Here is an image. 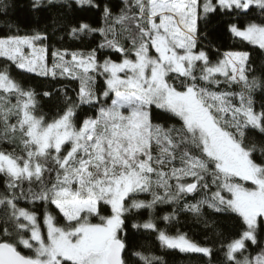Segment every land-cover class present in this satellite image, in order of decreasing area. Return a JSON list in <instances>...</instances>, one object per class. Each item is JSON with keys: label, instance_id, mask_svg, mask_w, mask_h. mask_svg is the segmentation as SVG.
<instances>
[{"label": "snow or ice", "instance_id": "obj_1", "mask_svg": "<svg viewBox=\"0 0 264 264\" xmlns=\"http://www.w3.org/2000/svg\"><path fill=\"white\" fill-rule=\"evenodd\" d=\"M57 2L72 15L53 32L99 40L55 47L46 30L20 34L11 23L0 35V264H130L129 253L163 264L129 249L130 229L205 264H264V73L252 59L264 54V0L32 8ZM92 11L100 25L77 19ZM214 32L241 49L221 51ZM25 78L64 82L42 92L63 107L44 113ZM180 213L218 247L176 228ZM209 214L235 219L237 231H217Z\"/></svg>", "mask_w": 264, "mask_h": 264}, {"label": "trees", "instance_id": "obj_2", "mask_svg": "<svg viewBox=\"0 0 264 264\" xmlns=\"http://www.w3.org/2000/svg\"><path fill=\"white\" fill-rule=\"evenodd\" d=\"M9 4L7 14L0 12V35L7 32L6 25L8 23L16 26L20 34L26 32H32L33 30L47 31L50 37L49 42L55 47H68L70 49H75L79 47H84L91 44L95 46L93 41L99 40L98 36L84 38V44H81L78 40H73L72 38L66 36L62 31L53 32V21L63 18V14L68 12L69 18L71 17V12L66 9L65 6L61 5L59 2L48 5L45 3L43 7L38 10H33L32 2L33 0H6ZM113 5L117 4L119 0H111ZM86 19L93 26H98L101 24L100 17L95 13V11L87 12L83 14H77V19ZM63 37V39H61ZM213 43L218 46L221 51L228 50H240L241 44L238 40L231 38L227 33L214 32L210 37ZM251 48V46H246ZM215 56V52H212ZM252 59L254 61L255 75L261 76L264 73V54H261L259 50L252 52ZM26 87H31L36 90L37 93H41L38 97L40 101L41 110L44 113L55 114L58 107L62 108L63 105L59 103V99L53 95L51 98H45L42 96V92L45 90H54L61 86L62 81H52L43 78H25L23 81ZM257 100L259 101V93L257 94ZM191 199V197H189ZM165 210L171 211L172 206H164ZM206 214L208 210L205 209ZM210 219L215 218L218 220L216 225L217 231L224 232L225 235L234 234L239 225L238 222L233 218H228L225 216H220L217 214H209ZM142 219H147V214L145 213ZM179 228L180 231L187 232L188 235L202 244L214 245L218 247L216 237L213 235L210 228H205L201 223H197L195 218L190 214L180 213L178 217V224L175 226ZM130 229V240L129 249L133 248L136 251H142L146 254H153L160 256L162 258L163 264H205L206 258L202 257L200 254L193 253H180L175 250H165L159 247V242L155 239L154 235H136L132 236ZM172 232H175V228H172ZM130 257V264H135V257ZM218 258L222 259V254H218Z\"/></svg>", "mask_w": 264, "mask_h": 264}]
</instances>
